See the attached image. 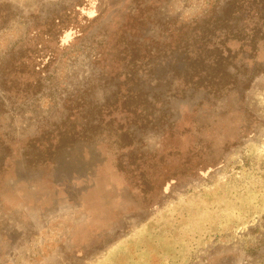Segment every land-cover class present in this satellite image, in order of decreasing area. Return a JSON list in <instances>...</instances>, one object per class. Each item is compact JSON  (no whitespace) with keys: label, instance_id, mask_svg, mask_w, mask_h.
Masks as SVG:
<instances>
[{"label":"rangeland","instance_id":"1","mask_svg":"<svg viewBox=\"0 0 264 264\" xmlns=\"http://www.w3.org/2000/svg\"><path fill=\"white\" fill-rule=\"evenodd\" d=\"M0 264H264V0H0Z\"/></svg>","mask_w":264,"mask_h":264}]
</instances>
